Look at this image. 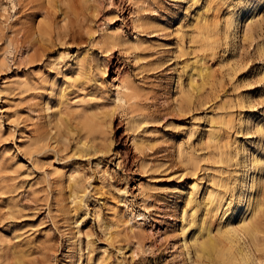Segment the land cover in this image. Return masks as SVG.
Here are the masks:
<instances>
[{
    "label": "rangeland",
    "instance_id": "rangeland-1",
    "mask_svg": "<svg viewBox=\"0 0 264 264\" xmlns=\"http://www.w3.org/2000/svg\"><path fill=\"white\" fill-rule=\"evenodd\" d=\"M239 259L264 264V0H0V264Z\"/></svg>",
    "mask_w": 264,
    "mask_h": 264
},
{
    "label": "bare ground",
    "instance_id": "bare-ground-1",
    "mask_svg": "<svg viewBox=\"0 0 264 264\" xmlns=\"http://www.w3.org/2000/svg\"><path fill=\"white\" fill-rule=\"evenodd\" d=\"M199 71H200L201 75H203L202 74V69L199 70ZM199 71H198V73H199ZM204 83H206V82H204ZM257 162H258V160L256 158H253V160H252V167H251L252 173L260 170L259 165H258ZM252 187H253V185L249 186V189H252ZM202 229L208 231V229L206 227H204V226H202ZM233 232L236 235H241V237L249 236L251 241H254L255 240L256 228H255V226H254L253 223H251V224H249V223L248 224H244V221H242V224L240 226H238V228H234ZM217 247L218 246L216 245V241L213 239V237H211L209 234H207V239L199 242L196 245V250L199 251V252H202V253H207V252H210V251L215 250ZM231 254H233V253H231ZM238 262H239L238 264H247L244 259H241V261L239 259Z\"/></svg>",
    "mask_w": 264,
    "mask_h": 264
}]
</instances>
